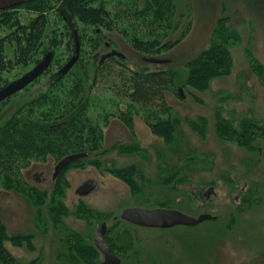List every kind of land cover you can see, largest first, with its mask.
<instances>
[{
	"label": "rangeland",
	"instance_id": "374dc122",
	"mask_svg": "<svg viewBox=\"0 0 264 264\" xmlns=\"http://www.w3.org/2000/svg\"><path fill=\"white\" fill-rule=\"evenodd\" d=\"M57 3L45 0L47 34L52 30L60 33L66 25ZM171 7V36L179 39L186 28L187 31L174 48L160 55L170 59L169 64L143 62L141 55L116 36V30L103 33L98 56L115 49L125 55L124 62L135 70L172 72L176 92L167 95V102L175 125L173 136L169 140L157 137L143 124L139 126L141 122L137 120L132 133L128 129L123 133L118 129L109 132L104 144L107 153H91L90 160H84L99 161L101 165L80 167L75 162L68 166L62 173L67 182L64 187L60 182L59 197L53 195L56 183L52 180L58 161L48 157L33 164L26 181L43 196L40 206L33 205L27 194L0 189V224L10 236H32L33 250L5 242L19 263L72 264L78 255L73 249H80L82 242L93 244L95 231L105 222L107 237L119 248L115 252L121 257L120 264H264V141L244 145L226 142L215 130L216 113L233 123L244 118L264 122V70L259 72V68L264 69V0H172ZM9 16L12 22L0 28V39L7 40L4 53L12 63L17 49L16 36L10 34L19 26H26L37 13L18 7ZM223 18L239 34V42L231 48V71L213 79L207 90L195 91L185 84V65L209 47L216 24ZM43 49L44 44L32 52L26 65H13L0 74L4 84L31 70L48 52ZM74 49L75 41L73 50L66 43L52 49L54 57L46 73L0 103V119L51 84L66 83V74L82 75L81 66L60 74ZM93 55L96 54L91 53L90 58ZM96 64L90 60L84 69L91 73ZM199 119L205 123L201 125ZM189 121L203 128L204 138L191 128ZM129 167L136 172L131 179L134 191L109 174L111 169ZM38 172H45L41 183L33 181L32 174ZM94 178L98 181L94 192L79 197L76 188ZM57 204L66 208V214L55 218L53 209ZM128 207L167 208L193 217L210 214L214 219L196 226L144 228L120 219L121 211ZM95 261H102L100 254Z\"/></svg>",
	"mask_w": 264,
	"mask_h": 264
},
{
	"label": "trees",
	"instance_id": "16d2710c",
	"mask_svg": "<svg viewBox=\"0 0 264 264\" xmlns=\"http://www.w3.org/2000/svg\"><path fill=\"white\" fill-rule=\"evenodd\" d=\"M56 1L58 12L66 24L60 28V33L57 30L46 33L48 18L45 0H34L0 11V16H3L0 28H6L12 22L10 12L18 7L37 13L26 26H19L10 34L16 36L17 53L14 62H8L4 53L7 40L0 39V74L10 70L13 65H26L32 52L43 44L42 52L55 49L64 43L73 50L74 30L78 34L80 44L79 58L74 68L81 66L84 71L82 75L66 74L63 77L67 79L66 83L58 86L51 84L47 90L0 119V189L27 194L35 206H40L44 199L36 187L27 183L25 172L33 164L44 162L48 157L59 161L67 155L83 152L89 155L76 161L78 166L94 164L99 167V161L93 163L89 160L91 153H107L104 149L103 128L108 126L111 118L125 124L131 133L134 132L135 116L140 117L157 137L169 140L175 132L172 109L167 102V95L176 92L172 72L164 69L149 71L146 68L135 70L127 65L124 59L113 56L99 64L98 52L103 33L116 30V36L141 57H162L160 55L174 48L187 31L186 28L179 39L171 36L174 30L172 0ZM238 42L239 34L229 27L228 20H219L209 47L185 65V84L195 91L203 92L208 89L213 79L228 75L233 64L231 48ZM91 53L96 55L90 58ZM90 60L97 61V64L91 73H87L84 68ZM256 70L258 71V68ZM263 70L259 68V72L262 73ZM4 83L0 76V88ZM199 122L201 125L205 123L203 119H199ZM189 125L204 138L203 128H199L200 126L192 121H189ZM215 129L218 137L226 142L244 145L253 144L258 140L264 141L262 121L244 118L238 123H233L216 113ZM86 159H89L88 162H85ZM62 173L55 181L53 195L56 197L62 195L60 182L63 187L67 182L62 178ZM110 173L134 191V183L131 181L136 173L134 167L115 169ZM53 210L57 213L55 218L66 214V208H61L59 204ZM85 212L89 213V210L85 208ZM74 237L76 238L75 235ZM105 239L111 248L118 251L116 249L119 248L111 238L106 235ZM5 242L14 247L25 245L29 250L34 249L30 234L10 236L6 227L0 224L1 264H21L6 248ZM82 244L80 249L72 248L78 255L73 257L75 262L71 263L83 261L85 264H95L99 251L94 244Z\"/></svg>",
	"mask_w": 264,
	"mask_h": 264
},
{
	"label": "water",
	"instance_id": "95a60500",
	"mask_svg": "<svg viewBox=\"0 0 264 264\" xmlns=\"http://www.w3.org/2000/svg\"><path fill=\"white\" fill-rule=\"evenodd\" d=\"M34 0H0V11L10 9L15 6L23 5ZM79 54V43L76 37L75 51L72 58L62 67L60 74H65L76 62ZM53 51H49L45 56L28 72L23 74L21 77L7 83L0 88V103L10 98L14 94L23 90L30 83L40 77L49 67L53 59ZM106 56H117L125 58V55L112 50ZM104 58V56L102 57ZM142 61L152 65H164L171 62L168 58L157 57V56H142ZM86 152L75 153L65 156L60 159L54 168V177H56L67 165L72 162L87 157ZM95 182H90L80 187L77 193L80 196L88 195L94 188ZM212 191V188L209 192ZM120 219L133 224L135 226L144 228L154 229H168L175 226H196L204 221L214 219L210 214H201L198 217H193L178 210L167 209V208H137L128 207L124 208L120 213ZM106 231V223H102L101 226L95 231L93 235V244L102 256V261L98 264H120L121 259L117 256L108 243L104 239Z\"/></svg>",
	"mask_w": 264,
	"mask_h": 264
},
{
	"label": "flooded vegetation",
	"instance_id": "af4514ba",
	"mask_svg": "<svg viewBox=\"0 0 264 264\" xmlns=\"http://www.w3.org/2000/svg\"><path fill=\"white\" fill-rule=\"evenodd\" d=\"M73 35H74V41L76 42V37H77V40H78V35H77V32L76 31H74V33H73ZM78 43H79V40H78ZM106 47H110V45L108 44V43H106ZM112 50H115V49H111L110 51H107V52H105V53H103L102 55H100V57H99V64H101L102 63V61H104L106 58H108V57H111V56H106L107 54H109ZM50 51H52V50H50ZM74 51H75V49H74ZM79 51H80V44H79ZM117 51V50H116ZM49 52V51H48ZM53 53H54V51H53ZM121 53V52H120ZM79 55V54H78ZM104 56V58H102ZM53 57H54V55H53ZM113 57H117V56H113ZM118 58H120V57H118ZM78 59V58H77ZM121 59H125V58H121ZM53 60V59H52ZM77 61V60H76ZM51 63H52V61H51ZM51 63H50V65H51ZM76 63V62H75ZM50 65H49V67H50ZM74 66V65H73ZM72 66V67H73ZM49 67H48V69H49ZM71 67V68H72ZM70 68V69H71ZM47 69V70H48ZM69 69V70H70ZM46 70V71H47ZM68 70V71H69ZM46 71L44 72V73H46ZM67 71V72H68ZM66 72V73H67ZM43 73V74H44ZM65 73V74H66ZM42 74V75H43ZM65 74H63V75H65ZM41 75V76H42ZM40 76V77H41ZM39 78V77H38ZM37 78V79H38ZM34 82V81H33ZM32 82V83H33ZM31 84V83H30ZM29 84V85H30ZM28 85V86H29ZM27 86V87H28ZM26 88V87H25ZM179 93H180V89H179ZM136 120L138 121V122H141V123H138L139 124V126H141V124H143L146 128H147V130L149 131V133H151V131L149 130V128L144 124V122L142 121V119L140 118V117H138V116H135L134 117V122H133V125L135 126V124H136ZM118 126H120V129L118 128ZM109 128V129H108ZM115 129H118L117 131H121V129L124 131V129H127V126H125V124H123L122 122H120L118 119H116V118H111L110 119V121H109V124H108V126L107 127H105V128H103V137H104V144L107 142V140H106V137L107 136H109V132H113V130H115ZM122 132V131H121ZM123 133V132H122ZM152 134V133H151ZM87 153V152H86ZM88 155H89V153H87ZM88 157V156H87ZM86 158V157H85ZM81 159H84V158H81ZM81 159H78V160H76V161H79V160H81ZM76 161H74V162H76ZM74 162H72V163H74ZM71 163V164H72ZM57 164V163H56ZM55 164V165H56ZM71 164H69V165H67L56 177H54V168H55V166H54V168H53V173H52V180H54V181H56L57 180V178L61 175V173L68 167V166H70ZM118 169H123V168H117L116 170H118ZM112 170H115V169H111L110 171H112ZM110 171H109V174H111L110 173ZM31 172H32V170H27L26 172H25V179H26V174H31ZM45 172H38V173H34V174H32V177H33V181H36L37 183H41V182H43L45 179H44V177H43V174H44ZM112 175V174H111ZM68 180V179H67ZM95 182V185H94V188L91 190V192L88 194V195H86V196H80L78 193H77V190L80 188V187H82V186H84L85 184H88V183H90V182ZM97 185H98V181L94 178V179H88V180H85V181H83L77 188H76V190H75V193L79 196V197H87V196H89L90 194H92L93 192H94V190H95V188H97ZM209 195V192L208 193H206V196H208ZM103 223V222H102ZM101 223V224H102ZM105 223V222H104ZM101 226V225H100ZM106 231H107V224H106ZM106 231H105V234H104V239H105V236H106ZM92 241H93V239H92ZM105 241H106V239H105ZM107 242V241H106ZM109 245V244H108ZM110 246V245H109ZM111 247V246H110ZM113 251H114V253L116 254V252H115V250L113 249V248H111ZM100 254V253H99ZM101 255V254H100ZM117 255V254H116ZM118 256V255H117ZM102 257V256H101ZM120 257V256H119ZM120 259H121V257H120ZM101 262V261H100ZM99 263V262H98ZM98 263H95V264H98Z\"/></svg>",
	"mask_w": 264,
	"mask_h": 264
},
{
	"label": "bare ground",
	"instance_id": "6f19581e",
	"mask_svg": "<svg viewBox=\"0 0 264 264\" xmlns=\"http://www.w3.org/2000/svg\"><path fill=\"white\" fill-rule=\"evenodd\" d=\"M134 2V1H133ZM123 18V17H122ZM218 21V20H217ZM122 25V24H121ZM125 30V29H124ZM188 69V68H187ZM175 85V84H174ZM188 87V86H187ZM185 88V87H184ZM164 92V91H163ZM164 94V93H163ZM170 115V114H169ZM171 119V118H170ZM141 126H142V124H141ZM216 130V129H215ZM97 166V165H96Z\"/></svg>",
	"mask_w": 264,
	"mask_h": 264
},
{
	"label": "crops",
	"instance_id": "0c3cea01",
	"mask_svg": "<svg viewBox=\"0 0 264 264\" xmlns=\"http://www.w3.org/2000/svg\"><path fill=\"white\" fill-rule=\"evenodd\" d=\"M118 128L120 129V126H118ZM122 132H124L122 129H121Z\"/></svg>",
	"mask_w": 264,
	"mask_h": 264
}]
</instances>
